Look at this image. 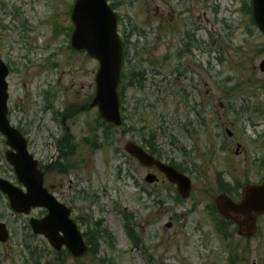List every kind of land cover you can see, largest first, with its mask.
<instances>
[{"label": "rangeland", "instance_id": "374dc122", "mask_svg": "<svg viewBox=\"0 0 264 264\" xmlns=\"http://www.w3.org/2000/svg\"><path fill=\"white\" fill-rule=\"evenodd\" d=\"M74 1L0 0L8 121L26 132L44 187L55 186L50 193L80 231L98 223L110 238L81 259L66 250L57 258L43 238L30 236L28 220L39 211L15 216L0 193V223L9 232L0 264H31L35 248L46 253L40 264H264V215L246 240L235 226L219 235L209 212L221 191L218 176L239 193L264 183V38L251 21V0H166L163 23L147 17L155 5L164 9L161 2L140 1L139 17L118 24L120 39H129L119 88L123 124L116 130L101 124L96 108L64 114V107L89 103L98 69L69 48ZM185 35L197 42L189 54ZM133 69L143 80L130 85ZM66 136L75 149L61 156L56 144ZM146 141L191 180L186 200L124 152L127 142ZM6 151L0 136V178L18 186ZM147 174L158 181L147 184Z\"/></svg>", "mask_w": 264, "mask_h": 264}, {"label": "water", "instance_id": "95a60500", "mask_svg": "<svg viewBox=\"0 0 264 264\" xmlns=\"http://www.w3.org/2000/svg\"><path fill=\"white\" fill-rule=\"evenodd\" d=\"M251 6L253 22L264 37V0H252ZM71 21L74 25L71 48L85 51L98 63L94 79L95 96L90 107H97L99 117L104 123L119 127L121 119L117 87L120 81L122 48L116 33L115 16L105 0H76ZM260 71H264V61L260 65ZM7 73L6 66L0 61V134L6 138V145L12 150L6 153V161L13 167L17 181L25 187L26 193L23 194L21 190L3 180H0V191L8 197L10 207L15 213L29 214L31 208H45L48 211L46 217L30 221L33 234L43 236L55 251L59 252L65 247L72 257L80 258L87 253V248L76 225L69 218L70 211L58 204L42 188L43 175L36 170V162L28 155L26 142L6 120ZM125 151L144 167H155L170 184L176 186L182 200L189 197L191 182L188 178L154 160L132 143L125 145ZM155 180L151 175L146 178L150 184ZM215 206L225 220L238 226L239 235L250 237L256 231V216L264 213V185L246 187L239 204L232 203L225 196H219ZM7 239L6 227L0 224V243Z\"/></svg>", "mask_w": 264, "mask_h": 264}, {"label": "flooded vegetation", "instance_id": "af4514ba", "mask_svg": "<svg viewBox=\"0 0 264 264\" xmlns=\"http://www.w3.org/2000/svg\"><path fill=\"white\" fill-rule=\"evenodd\" d=\"M141 1V4H140ZM143 2V3H142ZM157 2H161L164 6V9H162V11H160L159 7H157L156 5L154 6V11L151 14L150 10H147L148 12V16L153 19V21H158L160 23H163L164 21V16H165V9H166V0H149L150 5L157 3ZM110 5L112 6L115 14L117 15L120 23H132L135 20V14L137 17H139V7L140 5L145 7V5L147 4L146 0H139V1H134V0H109ZM162 8V7H161ZM138 14V15H137ZM91 97V96H89ZM23 134L26 136V132L24 130H22ZM41 169V168H40ZM44 179H45V173H44ZM48 190L50 191H54L55 190V186H49ZM241 195V193L239 194ZM54 196V195H52ZM33 211H39V214L37 215L38 218H42L45 214L46 211L42 210V209H36Z\"/></svg>", "mask_w": 264, "mask_h": 264}, {"label": "trees", "instance_id": "16d2710c", "mask_svg": "<svg viewBox=\"0 0 264 264\" xmlns=\"http://www.w3.org/2000/svg\"><path fill=\"white\" fill-rule=\"evenodd\" d=\"M124 78V77H122ZM141 78V74H137V72L133 69L130 76V85H133L138 81L137 79ZM78 112V110H76ZM109 129H114L113 127H108ZM107 139H111V133L107 134ZM65 140V141H64ZM62 142H60V145L58 147L59 154L62 156L64 153L66 155H71L74 153L75 147L73 146L72 139L69 136H66ZM149 145V146H148ZM147 146L150 150V153L152 155L156 154V148L154 144H151L150 142L147 143ZM84 238L86 240V243L90 246L89 251L93 252L95 251L98 246L100 240H108L110 237L105 229L101 228V226L98 223H93L88 225L85 233Z\"/></svg>", "mask_w": 264, "mask_h": 264}]
</instances>
